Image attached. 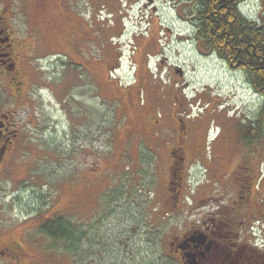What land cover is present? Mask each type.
Wrapping results in <instances>:
<instances>
[{
    "label": "rangeland",
    "instance_id": "obj_1",
    "mask_svg": "<svg viewBox=\"0 0 264 264\" xmlns=\"http://www.w3.org/2000/svg\"><path fill=\"white\" fill-rule=\"evenodd\" d=\"M261 2L240 8L262 22ZM191 8L187 0H0L29 43L20 71L31 95L6 101L11 83L0 76L10 130L24 136L30 120L0 176V225L25 252L46 255L28 264H178L174 238L203 221L223 228L219 215L229 221L241 202L240 229H224L226 238L213 230L220 247L203 258L224 264L220 248L238 244L239 264H264V250L256 257L248 244L264 246V121L251 126L263 97L244 72L199 51ZM251 130L255 141L245 140ZM53 214L83 223L89 237L79 250L39 232Z\"/></svg>",
    "mask_w": 264,
    "mask_h": 264
},
{
    "label": "trees",
    "instance_id": "obj_2",
    "mask_svg": "<svg viewBox=\"0 0 264 264\" xmlns=\"http://www.w3.org/2000/svg\"><path fill=\"white\" fill-rule=\"evenodd\" d=\"M244 1L187 0V3L192 7L191 21L195 24L194 42L199 51H205L209 55L216 54L231 69L244 72L247 81L254 91L263 97L260 109L255 115L256 120L253 124L251 123V126L258 123L257 126H260L259 129L262 130V123L264 121V20L260 22L258 19L248 18L240 8L241 3ZM261 6L264 7V2H261ZM244 135L245 140L253 139L255 141V139L260 137V133L255 130H251L247 132V135L246 133ZM174 179L170 178L169 182L174 184ZM177 179L179 180V178ZM244 206L245 203L241 202L239 207L229 213L230 220H226L229 223V229L235 231L242 226L241 220L243 217L240 219L239 224L236 220L241 217L240 214L244 211ZM220 217L223 218L222 216ZM38 226L40 233L44 232L55 240V245L62 243V241L64 245L66 242L69 243L68 251L71 247L74 250H79V247L85 244V238L89 237L87 229L83 227V223L72 222L61 215L56 216L53 214L51 217L48 215L44 217V221ZM178 238L180 239L181 235L174 238V242L177 243ZM248 244L254 250L257 249L255 251L257 252L256 257L259 256L260 251L264 250V247L259 248L256 245L258 242L254 240H251ZM258 249L262 250L259 251ZM42 257L36 255L35 259L37 260V258Z\"/></svg>",
    "mask_w": 264,
    "mask_h": 264
},
{
    "label": "flooded vegetation",
    "instance_id": "obj_3",
    "mask_svg": "<svg viewBox=\"0 0 264 264\" xmlns=\"http://www.w3.org/2000/svg\"><path fill=\"white\" fill-rule=\"evenodd\" d=\"M6 16L5 12H0V56H3V58H0V76L11 83L10 92L9 88L8 90H5V92L7 93L6 101H8L10 96L18 98L19 101H23L32 93V82H24V75L20 71L21 67L24 68L25 66L24 49L28 47L27 44L29 43L26 41V39L21 38V33L17 31L11 11L8 15L9 17L7 18ZM30 34L32 35V33ZM32 40L33 43L37 41L34 35H32ZM25 73L27 72L25 71ZM2 77H0V79L4 81ZM3 90L4 89H2V91ZM13 103L16 104L17 101H14ZM28 106H30V104H28ZM25 108L26 105L21 106V109L25 110ZM8 112L9 111L0 107V176L3 175V173L8 169L7 167L10 166V164L13 162V152L19 151L20 148L23 147L21 144L25 143V139L27 136L25 129L28 127L27 123L30 122V120H27L29 118L28 115V117H26L25 115L26 120L24 122L23 119L19 122L20 124H22L23 122V125L20 128L21 132H24L25 135L22 136L21 133L19 134V128L15 127L14 129L10 130L11 124L8 122ZM220 218L219 220L223 222V228H216V226L212 224H210V226H206L203 221L200 224L203 226H199L197 227V229H195L196 226H193V229L195 230L192 229V232H189L188 234L183 233L181 235V238L179 239L182 242L181 249L176 250V252L181 253L178 264H185V259L188 256H195L198 264H206V260L203 257H205L206 255L208 256L209 252L214 247H220L218 243L219 236L222 235L223 238H226L225 233H222V231L224 229H229V225L226 224V219L224 217V219ZM10 230V227L5 228L0 225V264H28L25 261V258H30V260L32 261L36 256L34 254L31 255L25 252V244L22 241V238L20 237L19 239H16L11 235ZM213 230H218L222 234L219 235L220 233L213 232ZM198 234H202V237L198 239L194 238V236H198ZM222 237L220 238V240H222ZM187 238H191V240L184 243V240ZM30 245H32V243H30ZM177 247H180V245H178ZM233 249L236 252H234ZM233 249L231 247H228V249H226L228 251H226L225 254L223 248L221 247L219 253L223 254L226 260L229 258L236 259L237 264H239V262L242 260V251L240 250V245H234ZM252 252L254 254L253 250ZM23 257L26 263L22 261ZM226 260L224 261V264L226 263Z\"/></svg>",
    "mask_w": 264,
    "mask_h": 264
},
{
    "label": "water",
    "instance_id": "obj_4",
    "mask_svg": "<svg viewBox=\"0 0 264 264\" xmlns=\"http://www.w3.org/2000/svg\"><path fill=\"white\" fill-rule=\"evenodd\" d=\"M190 264H192V263H190Z\"/></svg>",
    "mask_w": 264,
    "mask_h": 264
}]
</instances>
